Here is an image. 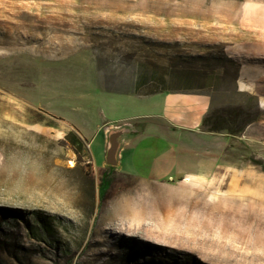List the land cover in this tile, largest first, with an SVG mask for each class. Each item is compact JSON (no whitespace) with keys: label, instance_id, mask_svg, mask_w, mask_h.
Wrapping results in <instances>:
<instances>
[{"label":"rangeland","instance_id":"374dc122","mask_svg":"<svg viewBox=\"0 0 264 264\" xmlns=\"http://www.w3.org/2000/svg\"><path fill=\"white\" fill-rule=\"evenodd\" d=\"M154 90L211 96L204 129L226 145L209 179L165 174L171 150L153 131L122 164L103 162L102 126L127 136L135 129L120 123L125 111L113 95ZM73 125L92 148L67 140L81 137ZM246 173L262 175L249 193ZM159 186L212 207L264 208V0H0V264H87L90 250L116 254L108 237L166 245L168 257L141 255L139 264L200 262L183 247L264 258L193 223L171 229L116 217L117 198ZM128 257L97 264H133Z\"/></svg>","mask_w":264,"mask_h":264},{"label":"trees","instance_id":"16d2710c","mask_svg":"<svg viewBox=\"0 0 264 264\" xmlns=\"http://www.w3.org/2000/svg\"><path fill=\"white\" fill-rule=\"evenodd\" d=\"M164 92L166 91L154 90L148 94ZM67 140L77 150L86 146V141L77 133L67 135ZM227 178L224 180V185L219 189V192L228 190L230 177ZM158 189V191H153L152 193L138 192L129 198H124V196L117 198L118 212L116 217L127 221H152L160 227L171 229L193 223L206 236L232 238L235 244L248 246L252 251H262V256H264V208L261 206H243L235 201L223 200L220 204L212 207L206 201H194L191 193H188L184 188L173 191L171 187L159 186ZM100 190L101 193L106 191L105 179H103ZM177 202H183L186 205H183V208H177L176 205L179 204ZM224 202H226L227 207L223 206ZM106 224L111 225L109 222ZM107 241L113 245L112 247L117 251L116 254H112L109 249L98 248L94 252L90 250L86 253L87 264H97L99 259H103L107 263H114L118 256L128 254L134 260L133 264H139L138 261L140 259L137 256L141 255L150 254L152 257H162L160 260L169 256V252L162 248L166 245H160L161 247H159L156 246L159 244H148L150 242H138L136 239L130 238L129 240L122 237L119 238V242L114 241V237H108ZM127 246L131 248V253L127 254L125 252ZM176 249L184 250L188 254L198 253L200 262H193L195 260L193 258L191 260L192 264H208V261L216 260V258L219 260L212 262H218V264H264L263 257H254V255H252L253 257L243 255L211 257L205 256L198 251H193V249L188 247ZM35 263L41 264L38 260ZM173 263L178 264V262Z\"/></svg>","mask_w":264,"mask_h":264},{"label":"crops","instance_id":"0c3cea01","mask_svg":"<svg viewBox=\"0 0 264 264\" xmlns=\"http://www.w3.org/2000/svg\"><path fill=\"white\" fill-rule=\"evenodd\" d=\"M117 93L113 95L112 100L119 102L125 111L119 116L120 123L131 130L135 129L130 136L122 133L119 142H124L125 146L121 152L116 153L113 159L116 165H110L111 167L115 168L122 164L127 148L148 140V136L150 137L148 132L153 131L154 136L150 138L159 140L171 150L168 159L171 167L162 170L165 174H172L175 171L181 176L180 179L187 177L209 179L217 169L226 145V139L204 129V120L212 106L209 94L201 92H164L146 95L134 92ZM53 114L61 115L56 112ZM73 126L92 148L84 132L76 125ZM116 126V124L102 126L104 130L101 141L104 142L105 151L108 150L111 134L114 128H117ZM173 145H177L178 152ZM103 162L108 164L109 157ZM261 176L257 173L244 174L243 192L249 193L253 187L257 189L258 185L256 186L255 182L261 179Z\"/></svg>","mask_w":264,"mask_h":264},{"label":"water","instance_id":"95a60500","mask_svg":"<svg viewBox=\"0 0 264 264\" xmlns=\"http://www.w3.org/2000/svg\"><path fill=\"white\" fill-rule=\"evenodd\" d=\"M123 132H113L111 134V138H110V147L108 149V153H109V162L108 164L111 166H115L116 162L113 161L114 156L116 155V153L118 152V148H119V139L122 136Z\"/></svg>","mask_w":264,"mask_h":264},{"label":"bare ground","instance_id":"6f19581e","mask_svg":"<svg viewBox=\"0 0 264 264\" xmlns=\"http://www.w3.org/2000/svg\"><path fill=\"white\" fill-rule=\"evenodd\" d=\"M74 165V163H72Z\"/></svg>","mask_w":264,"mask_h":264}]
</instances>
